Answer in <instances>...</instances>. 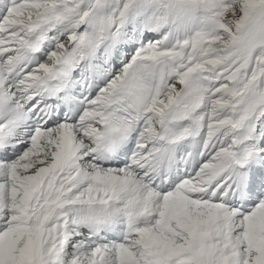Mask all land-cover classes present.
<instances>
[{
    "label": "snow or ice",
    "instance_id": "snow-or-ice-1",
    "mask_svg": "<svg viewBox=\"0 0 264 264\" xmlns=\"http://www.w3.org/2000/svg\"><path fill=\"white\" fill-rule=\"evenodd\" d=\"M0 264H264V0H0Z\"/></svg>",
    "mask_w": 264,
    "mask_h": 264
}]
</instances>
